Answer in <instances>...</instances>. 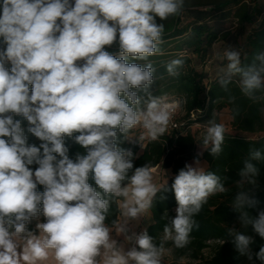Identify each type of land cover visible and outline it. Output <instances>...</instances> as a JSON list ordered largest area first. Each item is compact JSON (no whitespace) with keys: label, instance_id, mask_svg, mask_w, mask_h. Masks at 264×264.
<instances>
[{"label":"clouds","instance_id":"obj_1","mask_svg":"<svg viewBox=\"0 0 264 264\" xmlns=\"http://www.w3.org/2000/svg\"><path fill=\"white\" fill-rule=\"evenodd\" d=\"M184 6L185 0H0V264H164L166 245L186 248L204 205L229 191L200 159L223 152L228 129L215 114L197 138L193 161L170 185L167 170L158 183L153 165L134 167L136 154L122 147L143 150L174 123L182 102L153 95L158 77L149 58L162 54L163 21ZM113 46L117 52L108 50ZM213 55L225 92L235 83L250 101L264 99L257 95L264 93V51L244 63L242 48L219 51L214 44ZM184 65L174 58L165 71L179 77ZM29 134L39 145L28 142ZM67 140L84 152L70 158ZM254 161H264V151L252 149L243 161L232 208L242 228L264 239V209L249 212L260 203ZM169 191L177 206L174 216H161L159 242L147 227L135 231L131 222L149 216L157 194L163 201ZM113 205L118 218L109 222ZM228 235L238 257L264 264V244L254 252L252 235L235 228Z\"/></svg>","mask_w":264,"mask_h":264},{"label":"trees","instance_id":"obj_2","mask_svg":"<svg viewBox=\"0 0 264 264\" xmlns=\"http://www.w3.org/2000/svg\"><path fill=\"white\" fill-rule=\"evenodd\" d=\"M181 18L191 20L183 25ZM230 18L235 19L238 25L235 32L227 30L219 36L209 25L213 19ZM238 38L241 39L240 43L237 42ZM217 42H221V45L218 43L219 51H222L226 45L242 48V59L243 54H247V60H244V63H250L255 53L264 51V0H232L217 4L210 9L188 8L184 16L175 17L171 26L165 29L161 44L162 54L149 58L157 68L158 77L151 91L153 95L166 96L171 101H181L188 128L183 132L167 133L156 142L145 141L143 150L138 144L128 142H125L122 147L131 148L136 154L134 167L148 162L154 169L167 170L170 185L172 177L178 170L186 162L193 161L198 151L197 138L204 132L203 126L213 118L214 114L220 122L219 115L223 111L227 112L229 122L226 126L228 131L223 152L216 158L204 152L200 159L206 170L221 176L222 182L229 191L209 199L195 218L199 223V229L193 230L189 245L184 249L173 247V250L177 256L188 255L198 259L202 256V251L213 243L212 255L205 264H260L259 261H248L246 257L237 256L231 243L232 238L228 235V229L235 228L237 231L252 235L255 240L252 245L254 252L264 244V239L255 234L250 226L248 229L241 227L238 221L239 213L232 208V200L238 191L236 187V181L239 179L238 172L243 167V161L248 158L249 151L252 149L264 151V99L258 102L250 101L240 94L235 83L229 85L228 92L220 87L217 83V71L211 75V72L205 68L206 63L212 62L209 58L212 56L213 45ZM108 50L117 52L118 48L113 46ZM179 57L185 59V65L180 70L181 75L168 76L165 64ZM213 57L214 55L211 58ZM134 62L145 63L144 61ZM229 95L236 97L235 104H228ZM257 95H264V93ZM221 97L224 99L221 100ZM234 108H239V112L232 111ZM195 125L198 127H194ZM23 126L27 128L26 121ZM28 142L37 145L40 143L31 134H29ZM66 142L70 148V158H74L77 152H84V149L71 140ZM254 163H257L259 167L258 186L254 194L260 203L256 209H249L253 216L259 209H264V161H254ZM90 183L94 184L91 180ZM160 195L158 193L154 201L150 213L152 222L147 226L149 235L156 237L157 242L163 234V226L166 223L161 216L165 210L170 216H174L173 211L177 206L173 192L163 193L166 196L163 201L159 199ZM117 218L116 207L113 205L109 222ZM167 245L172 244L169 242Z\"/></svg>","mask_w":264,"mask_h":264},{"label":"rangeland","instance_id":"obj_3","mask_svg":"<svg viewBox=\"0 0 264 264\" xmlns=\"http://www.w3.org/2000/svg\"><path fill=\"white\" fill-rule=\"evenodd\" d=\"M216 4L219 3V0H212L211 2H207L206 0H185V6H193V5H210V4ZM175 19V16L173 17H169L168 20L163 21V23L165 24V29H168L171 24L173 23V20ZM182 20V24L185 25L186 23L190 22L191 19L188 18H181ZM209 25L212 27V29L218 33V35L220 36L224 31H231V32H235L236 29H238V25L235 21V19L230 18V19H226V20H219V19H213L212 21H210ZM238 43L241 42V39L238 38L237 40ZM221 45V42H217L215 44V48L216 50H220L219 49V44ZM212 56H213V50H212ZM212 56H210L209 60L212 61L210 63H206L205 64V68L208 69L211 73V75H214L213 73H215L216 71H218V64L217 61L215 59V57L211 58ZM189 57L193 58V56L189 55ZM214 60V61H213ZM178 117H179V121L180 123L183 125L186 122V117H185V111L182 107H180L178 109ZM219 119L220 122H223L226 124V126L228 125L229 122V117L227 112L223 111L220 115H219ZM194 127H198V126H194ZM185 128V126H184ZM187 130V128H186ZM155 175H156V179L158 183H163L166 179V173L165 170H162L160 168L155 169ZM173 213L175 214V211H173ZM151 215L146 216L144 219H141L139 221V223L137 224L136 221H132L131 223L133 225H136V227L134 228L135 231L139 232L142 229H144L145 227H147L149 224H151ZM35 222H33L32 225H30V227H34ZM163 235V234H162ZM213 243H211L210 247L203 250L202 251V256H200V258L198 259H193L191 257H189L188 255H184V256H177L174 253L173 250V246L172 245H167L166 247L171 249L170 251L166 252L165 254V259H164V264H205V262L211 257L212 255V251H213Z\"/></svg>","mask_w":264,"mask_h":264},{"label":"built area","instance_id":"obj_4","mask_svg":"<svg viewBox=\"0 0 264 264\" xmlns=\"http://www.w3.org/2000/svg\"><path fill=\"white\" fill-rule=\"evenodd\" d=\"M191 119H192V116H191ZM186 122L183 125L180 123L179 117H178V112H177L174 123L169 126V133L183 132L184 129L188 128ZM184 126H185V128H184ZM195 126H198V125H195Z\"/></svg>","mask_w":264,"mask_h":264},{"label":"flooded vegetation","instance_id":"obj_5","mask_svg":"<svg viewBox=\"0 0 264 264\" xmlns=\"http://www.w3.org/2000/svg\"><path fill=\"white\" fill-rule=\"evenodd\" d=\"M207 2H211L212 0H206ZM217 1V0H216ZM232 0H219V3H216V4H210V5H193V6H184V10L177 16L175 17H182L184 16V13H185V10L188 9V8H200V7H206V9H210L211 7L217 5V4H220V3H226V2H231Z\"/></svg>","mask_w":264,"mask_h":264}]
</instances>
